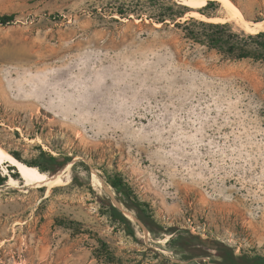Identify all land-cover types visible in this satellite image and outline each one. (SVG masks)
I'll return each mask as SVG.
<instances>
[{"label":"rangeland","instance_id":"obj_1","mask_svg":"<svg viewBox=\"0 0 264 264\" xmlns=\"http://www.w3.org/2000/svg\"><path fill=\"white\" fill-rule=\"evenodd\" d=\"M117 1L0 0V61L21 68L11 80L57 74L40 89L8 87L10 99L0 89V145L26 160L44 151L73 162L53 186L0 165V264H222L224 246L264 255V59L230 58L190 37L187 27L203 28L185 21L264 28L248 32L221 0L210 16L188 6L223 20L166 22L122 17ZM230 1L264 21V0ZM115 175L146 203L159 236L121 199Z\"/></svg>","mask_w":264,"mask_h":264},{"label":"trees","instance_id":"obj_2","mask_svg":"<svg viewBox=\"0 0 264 264\" xmlns=\"http://www.w3.org/2000/svg\"><path fill=\"white\" fill-rule=\"evenodd\" d=\"M217 4V0H209L208 3L198 11L202 14L210 16L211 14L207 13V10L215 8V5ZM115 5L118 6L117 13L122 17L133 14L140 19L147 18L157 22H166L167 20L176 21L179 18L185 17L187 13L192 10L183 2L174 0H161L157 2H152L151 0H121L117 1ZM6 18L11 20L13 19V17L9 16ZM6 21L7 20H4V18H0V22L6 23ZM191 23H198L202 26L203 30H195L187 27V33L190 37L218 49L230 58L264 59V31L256 34H239L231 30V26L228 22H197L194 17L185 21L186 26ZM11 153L17 159L25 162L26 164L38 167L42 172L55 173L59 169L64 168L69 161V158L67 157L60 158L44 151H41L34 160L23 159L17 152ZM8 168L10 170H16L15 166L8 165ZM7 180L8 177L0 172V186L4 185ZM109 180L113 187L123 192V198L121 199L125 202V204L129 207L136 208L139 211V217L147 225L150 232L154 236H159L161 233L159 231L164 228H156V222L153 216L148 213L146 203L133 194L128 182L120 175L110 177ZM100 201L102 207L107 209L110 219L122 224L129 235L136 237L135 226L133 222L124 214V212L110 200L101 199ZM174 231L170 232L173 233ZM178 234H174L169 241H175L178 238ZM102 246L103 249L109 253L107 242L103 241ZM220 255L223 257L222 264H264V255L236 254L234 250L228 246H224V250L220 253ZM187 264L209 263L203 261H192Z\"/></svg>","mask_w":264,"mask_h":264},{"label":"bare ground","instance_id":"obj_3","mask_svg":"<svg viewBox=\"0 0 264 264\" xmlns=\"http://www.w3.org/2000/svg\"><path fill=\"white\" fill-rule=\"evenodd\" d=\"M207 1L208 0H185L184 2L193 8H200V7L205 6L207 4ZM221 1H222L223 6L225 7V9L227 10L228 16H230L233 19H234V17H236L238 19V21L240 22V24L242 25V27L245 30H247L248 32L255 33V32L259 31L260 29L264 28V21H259V22L248 21L247 19H245L243 17L241 10L232 1H230V0H221ZM188 14H191L193 16H200L202 18H205L206 20H212V21H218V20L224 19L222 17H205L196 11H191ZM10 57L11 56L6 57V59H4L3 62L0 61V89L3 91V93L9 99H10V91H9L8 87H10V89H12V90L14 87L15 88L18 87L21 89L29 88V89L36 90V89L43 88L44 86L47 85V83H49V82L51 83V80H53L57 77V74H55V75H53V78L49 79V81H40L37 78V79H34L33 82H31V80H30V82L29 81H27V82H23V81L18 82L17 81L18 83L14 82L15 80L12 81L11 77H14V74L17 73L21 68H20V66H16L15 63H13V61H10V59H9ZM39 58L43 59L41 56H39ZM20 63H22V62H20ZM38 63H39V61L36 62V64H38ZM27 72H28V70H27ZM34 78H36V77H34ZM5 164H10L12 166H15L18 173L20 174V177L24 180L25 184H35V185L49 184V186H53V185L59 184L61 182L65 183V177L69 178V175L67 176V174H65V172H66V170H68V166L70 164L64 170L57 172L53 176H49L47 173L40 171V169L38 167L30 166V165L26 164L25 162L17 159L15 156L10 154L6 149H4L0 145V165H5ZM93 176H94V180L99 182V178L95 174H93ZM11 181L15 183L18 180L11 177Z\"/></svg>","mask_w":264,"mask_h":264},{"label":"water","instance_id":"obj_4","mask_svg":"<svg viewBox=\"0 0 264 264\" xmlns=\"http://www.w3.org/2000/svg\"><path fill=\"white\" fill-rule=\"evenodd\" d=\"M208 1H209V0H208ZM208 1H207V3H208ZM192 11H194V10H192ZM197 12H198V11H197ZM72 163H73V162H70L69 164L71 165ZM69 164H67V166H68ZM70 165H69V166H70ZM67 166H66V168H67ZM69 166H68V167H69ZM136 219H137V218H136Z\"/></svg>","mask_w":264,"mask_h":264}]
</instances>
